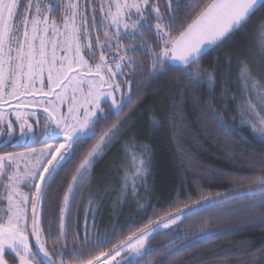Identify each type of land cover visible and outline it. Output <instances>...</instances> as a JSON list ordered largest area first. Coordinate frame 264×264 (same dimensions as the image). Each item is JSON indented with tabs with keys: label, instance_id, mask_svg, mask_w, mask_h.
<instances>
[{
	"label": "snow or ice",
	"instance_id": "6c2138e0",
	"mask_svg": "<svg viewBox=\"0 0 264 264\" xmlns=\"http://www.w3.org/2000/svg\"><path fill=\"white\" fill-rule=\"evenodd\" d=\"M252 25L264 69V0H0V109L16 102L15 120L0 112V200L7 202V220L0 222V264H69L65 256L75 264H176L175 256L187 255V240L193 233L176 229L173 240L155 246L153 241L162 234L160 229L196 215L193 209L205 204L221 210L213 223H225L214 230L205 222L197 230L202 235L246 226L264 228V152L252 151L246 153L245 163L256 174L232 177L233 190L246 189L239 197L201 191L197 199L185 193L188 199L181 200L178 194L169 210L161 214L153 209L155 218H146L147 223L130 234L118 235L119 226L114 225L111 233L92 239L87 216L92 213L95 229L97 209L89 189L84 236L73 232L77 198L98 160L119 142L128 115L125 109L131 110L141 95L138 73L150 77L175 73L177 79L193 81L206 77L211 88L215 71L205 70L202 59L237 35L247 34ZM238 64L236 113L242 125L264 141V77L254 73L247 61ZM221 99L237 100V94L225 87ZM30 103L46 114L43 123L35 121L43 146L10 151L26 139L36 140L33 123L19 111ZM200 107L202 115L206 108L217 118L211 100ZM101 123L107 126L100 127ZM141 148L139 155L129 151L134 172L131 177L125 173L121 198L130 179L136 196V180H146L149 174L148 149ZM237 199L246 202L230 207ZM53 200L58 220L56 212L50 219L44 215ZM45 221L47 229L42 226ZM229 251L213 256H227ZM246 255L243 264H264V246ZM203 259L193 264H202Z\"/></svg>",
	"mask_w": 264,
	"mask_h": 264
},
{
	"label": "trees",
	"instance_id": "16d2710c",
	"mask_svg": "<svg viewBox=\"0 0 264 264\" xmlns=\"http://www.w3.org/2000/svg\"><path fill=\"white\" fill-rule=\"evenodd\" d=\"M146 35L151 42V34ZM240 60L247 61L254 73H260L264 77L255 25L250 26L247 34L237 35L222 48L211 51L202 59L201 63L205 70L215 71V80L211 88L206 77L202 81H193L185 77L177 79L175 73L151 77L147 76L146 72L138 73L136 85L141 95L131 110L125 109L128 114L125 124L131 121L132 127L126 130L125 140L121 141L116 149L123 152L122 144H126L131 151L139 155L142 151L141 146H147L149 174L146 180L138 179L139 189L135 200L124 207L114 209V202L111 203V200L100 203L102 206L98 215L95 213L96 237L106 232L111 233L114 225L119 226L116 229L118 235L121 231L124 235L130 234V230L147 223L146 218H155L153 209H157L161 214L169 210L170 206L175 204L178 194L181 200H186L188 197L184 194L190 193L191 199L194 200L201 191L205 194L219 192L222 196L233 197H239L241 192L246 191L233 190L235 186L232 177L256 174L245 163L246 153L264 152V141H261L250 127L242 125L236 113L240 99L237 79ZM147 63L145 60V64ZM225 87L230 94H237V100L221 99ZM209 100L216 108V119L207 114L206 108L204 114H201L200 105L206 104ZM220 117L223 118L222 121ZM153 119L159 123L153 125ZM112 122H115V117ZM106 126L103 123L100 125ZM26 146L28 145L20 144L9 150L22 151L27 149ZM64 186L61 183L60 187ZM89 187L90 182L78 197L73 214V232L81 237L84 231L85 204L91 189ZM92 196L98 202L105 198L99 191L98 193L93 191ZM245 202L237 199L229 206L239 207ZM140 205L144 207L141 208ZM56 208V202L53 200L52 204L45 208L44 215L50 219ZM171 210L174 211V208ZM220 211L205 204L203 209L194 211L196 215L189 216L170 229L160 230L162 234L155 237L153 245L173 240L176 236L174 230L178 229L180 233L190 232L193 235L187 240L190 245L187 247V255L181 252L174 257L176 264H181V260L184 264H193V260L202 258H206L202 260V264H223L225 260L230 264H243L248 259L247 252L264 246V228L246 226L230 232L214 231L200 234L197 230L205 222L211 223L214 230L224 227V221L213 223ZM90 215L93 219L92 213ZM56 216L58 220V212ZM42 226L47 229V222L45 221ZM52 243L53 241H49L48 246L51 247ZM71 243L72 238L69 236V246ZM222 250L231 251L227 256H213L214 252ZM64 259L68 260L69 264H75V261L67 256Z\"/></svg>",
	"mask_w": 264,
	"mask_h": 264
},
{
	"label": "rangeland",
	"instance_id": "374dc122",
	"mask_svg": "<svg viewBox=\"0 0 264 264\" xmlns=\"http://www.w3.org/2000/svg\"><path fill=\"white\" fill-rule=\"evenodd\" d=\"M37 87H39L38 83H37ZM57 91H59V89H57ZM68 95L71 96V88L69 89ZM77 95H79V93H77ZM21 99H24V98L21 97ZM28 99L32 100L33 98L28 97ZM35 99L38 101L40 99V97L37 96ZM108 102H110V101H108ZM12 103H14V102H12ZM63 110L66 112V106ZM19 111L22 113V115H24V117L26 119L29 120V123H33L34 131L37 133L35 141H33L29 138V139L22 141L21 144L22 145L40 144L39 146H35V147L37 149L42 147L43 145L41 143H39V141L41 139V137L39 135L41 129H39L36 126L35 121L37 119H39L41 121V123H43V117L46 114L43 113L42 109L36 103H30L27 107L19 109ZM0 112H3L7 119H12V120L16 119L14 107H9V106L5 105L2 109H0ZM33 112L36 113L35 116L30 115V113H33ZM130 126H131V121H129L128 123L125 124L124 130L122 131L119 142L115 143L114 146H112V147H110V149L106 150V153L96 163L95 170L93 171V173L89 179L90 180L89 181L90 182L89 188H91L92 194H93V191L95 193H98V191H99L100 193H102V196L105 195V198L103 200L100 199L99 202L96 200V204L94 205V207L97 208V211L95 212L96 215H98L100 207L102 206L100 203H103L104 201L107 202V201L111 200V203L114 202L113 208L115 209V207H116V209H117V207H120V206L124 207V205H127L128 203H130V201L135 200V196L132 195V190H131V186H130L131 185V179L129 180V188L127 190L126 195H124L123 198H121L122 192H123L122 184H123V178L125 176V173L127 172L129 174V177H131V174L134 172V167H133V164L131 162V157L129 155V151H131V150L127 147L126 144H122V143L121 144L123 145V148H124L123 152H118V149H116L117 145L121 141L125 140L126 130L128 128H130ZM26 150L27 149L22 150V151H16V152H24ZM111 150H112V152H111ZM104 161H106V162H104ZM21 168H23V161H21ZM110 175H111V177H108ZM137 184H138V180H136V192L138 193L139 187ZM2 192H3V188L0 187V193H2ZM25 192H27V189H25ZM77 200H78V198H77ZM4 204H5V206H4ZM87 204H88V199L86 201L85 207L87 206ZM6 209H7V202L4 200H0V221H6L7 220V216L4 215ZM196 209H199V208H196ZM196 209H193V211H195ZM90 213L87 216L88 236L90 238H95L96 233L94 232V229L92 227L93 219H92V216L90 215ZM28 216L29 217L31 216L30 210L28 212ZM83 223H84L83 224L84 231H83L82 235L84 236L85 218H84ZM28 225H29V231H30L31 230V227H30L31 226V220L30 219L28 220ZM160 230H163V229H160ZM30 240L34 244V238L30 237ZM118 259H119V257H118Z\"/></svg>",
	"mask_w": 264,
	"mask_h": 264
},
{
	"label": "flooded vegetation",
	"instance_id": "af4514ba",
	"mask_svg": "<svg viewBox=\"0 0 264 264\" xmlns=\"http://www.w3.org/2000/svg\"><path fill=\"white\" fill-rule=\"evenodd\" d=\"M12 102H14V103H12ZM11 104L13 105V107L15 106V101H11ZM8 106V105H7Z\"/></svg>",
	"mask_w": 264,
	"mask_h": 264
},
{
	"label": "crops",
	"instance_id": "0c3cea01",
	"mask_svg": "<svg viewBox=\"0 0 264 264\" xmlns=\"http://www.w3.org/2000/svg\"><path fill=\"white\" fill-rule=\"evenodd\" d=\"M0 222H3V221H0Z\"/></svg>",
	"mask_w": 264,
	"mask_h": 264
}]
</instances>
